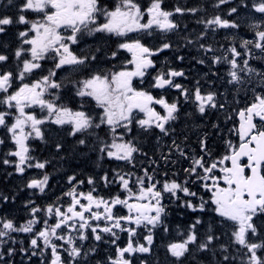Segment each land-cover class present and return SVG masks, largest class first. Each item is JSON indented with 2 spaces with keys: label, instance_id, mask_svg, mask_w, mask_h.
I'll return each mask as SVG.
<instances>
[{
  "label": "snow or ice",
  "instance_id": "6c2138e0",
  "mask_svg": "<svg viewBox=\"0 0 264 264\" xmlns=\"http://www.w3.org/2000/svg\"><path fill=\"white\" fill-rule=\"evenodd\" d=\"M0 172V264H264V0H0Z\"/></svg>",
  "mask_w": 264,
  "mask_h": 264
},
{
  "label": "trees",
  "instance_id": "16d2710c",
  "mask_svg": "<svg viewBox=\"0 0 264 264\" xmlns=\"http://www.w3.org/2000/svg\"><path fill=\"white\" fill-rule=\"evenodd\" d=\"M188 2L191 3L192 0H188ZM176 3H177V0H166V4L170 7L174 6ZM2 180H3V173L0 172V181ZM3 187H4L3 183H0V188H3ZM159 253H160V259L163 260V257H164L163 249H160Z\"/></svg>",
  "mask_w": 264,
  "mask_h": 264
}]
</instances>
